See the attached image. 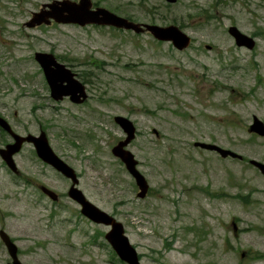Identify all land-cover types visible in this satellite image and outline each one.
I'll return each mask as SVG.
<instances>
[{
  "label": "rangeland",
  "instance_id": "rangeland-1",
  "mask_svg": "<svg viewBox=\"0 0 264 264\" xmlns=\"http://www.w3.org/2000/svg\"><path fill=\"white\" fill-rule=\"evenodd\" d=\"M52 1L0 0V113L19 133H47L87 197L124 223L142 264H264V175L249 163L264 162V136L249 131L254 115L264 121V0H93L138 22L178 25L192 37L183 50L114 27L26 26ZM231 25L254 36L255 47L238 46ZM36 51L77 72L83 104L51 97ZM115 115L136 125L129 148L150 185L145 198L112 153L125 137ZM15 160L26 178L61 195L54 202L16 181L0 156V228L25 264H128L106 240L109 227L81 216L67 195L71 182L31 144ZM7 260L0 240V264Z\"/></svg>",
  "mask_w": 264,
  "mask_h": 264
},
{
  "label": "water",
  "instance_id": "water-1",
  "mask_svg": "<svg viewBox=\"0 0 264 264\" xmlns=\"http://www.w3.org/2000/svg\"><path fill=\"white\" fill-rule=\"evenodd\" d=\"M168 1L175 2L176 0ZM53 19L59 23H76L82 26L92 23L111 25L119 28L132 29L138 33L148 30L155 38L162 41H171L180 50L187 48L191 43V37L177 25L170 24L163 26L135 22L105 7H97L94 9L92 0H53L50 3L43 4V7L39 11L33 12L32 18L26 22V25L34 27L43 23L51 24ZM229 33L234 37L238 46H245L249 49L254 48L256 44L254 37L242 32L237 26H231ZM35 57L44 70L51 87V95L53 98L59 100L69 95L70 99L77 103H81L86 99L87 92L83 82L76 77V73L67 67L66 64L58 61L53 53L38 51L35 53ZM115 121L121 126L127 136L112 148V152L122 160L129 173L134 177L140 189L138 196L143 198L148 192L149 183L145 175L138 168V159L128 148V145L136 136L137 128L130 118L123 115H116ZM0 125L10 131L15 138L14 143H10L5 148L0 149L2 157L13 171L18 170L13 155L21 149L25 141L33 142L38 155L45 162L54 166L66 177L72 179L73 183L69 189V195L81 205V212L97 223L111 226V229L106 233V238L119 257L128 264H142L136 247L131 243L128 235L125 233L124 224L114 215L103 210L86 197L84 192L77 186L79 179L75 169L54 151L45 131H42L40 136L33 134L26 136L20 135L12 131L9 122L1 115ZM249 131L264 136V121L254 115L253 122L249 126ZM195 146L216 151L222 157L242 158L240 153L221 147L215 143L196 141ZM250 162L257 166L264 174V162L257 159H251ZM41 189L52 200H58L59 195L53 189L44 185L41 186ZM0 235L13 257V262L10 264H23L18 258V247L12 241L9 234L1 230Z\"/></svg>",
  "mask_w": 264,
  "mask_h": 264
},
{
  "label": "flooded vegetation",
  "instance_id": "flooded-vegetation-1",
  "mask_svg": "<svg viewBox=\"0 0 264 264\" xmlns=\"http://www.w3.org/2000/svg\"><path fill=\"white\" fill-rule=\"evenodd\" d=\"M78 1H80V0H78ZM166 2H167V4H169V2H168V0H165ZM178 1V0H177ZM176 1V2H177ZM175 2V3H176ZM97 3L95 4L94 2H93V7H95V8H97ZM150 23H152V24H158V23H156L155 21H153V22H150ZM146 33H150V34H152L151 32H149V31H146ZM87 99H88V97H87ZM86 99V100H87ZM78 105H80V104H78ZM11 124V126H12V129L15 131V132H17L16 130H15V128H14V126L12 125V123H10ZM0 133H3L5 136H6V138H9V140H3V142L1 143L3 146H6L8 143H10V142H13L14 141V139H13V135L11 134V132L9 131H6L4 128H2L1 126H0ZM245 159V157H243V158H240L239 160H244ZM255 168H257V167H255ZM258 169V168H257ZM14 179L17 181L19 178L20 179H22V180H24V181H26V182H29L33 187H35L36 189L37 188H39V186L42 184L41 183V181H39V180H36V179H28V178H26L25 177V175L23 174V173H21V172H17V173H14ZM64 177V176H63ZM66 180H69L70 181V179L69 178H67V177H64ZM88 221H90L89 219H87ZM91 222V221H90ZM2 228H0V230H1ZM15 240V239H14ZM5 248H6V246H5ZM6 250H7V248H6ZM8 252V251H7ZM9 254V253H8ZM11 261H6V263L5 264H9Z\"/></svg>",
  "mask_w": 264,
  "mask_h": 264
},
{
  "label": "trees",
  "instance_id": "trees-1",
  "mask_svg": "<svg viewBox=\"0 0 264 264\" xmlns=\"http://www.w3.org/2000/svg\"><path fill=\"white\" fill-rule=\"evenodd\" d=\"M129 18H131V19H132V17H129Z\"/></svg>",
  "mask_w": 264,
  "mask_h": 264
}]
</instances>
